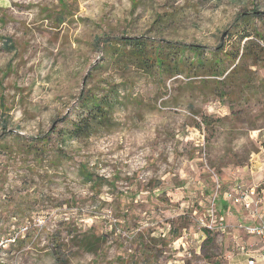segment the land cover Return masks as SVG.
I'll return each mask as SVG.
<instances>
[{"label": "rangeland", "instance_id": "374dc122", "mask_svg": "<svg viewBox=\"0 0 264 264\" xmlns=\"http://www.w3.org/2000/svg\"><path fill=\"white\" fill-rule=\"evenodd\" d=\"M246 12L264 0H0V264H244L241 246L259 245L225 196L240 184L263 207L264 89L221 98L119 58L115 41L209 51ZM83 95L114 105L74 136ZM85 235L101 236L94 250Z\"/></svg>", "mask_w": 264, "mask_h": 264}, {"label": "trees", "instance_id": "16d2710c", "mask_svg": "<svg viewBox=\"0 0 264 264\" xmlns=\"http://www.w3.org/2000/svg\"><path fill=\"white\" fill-rule=\"evenodd\" d=\"M263 16L264 12L239 13L233 26L235 33H230L228 40L209 51L194 43H160L147 38L125 36L115 41L120 45L117 55L150 73L159 70L171 77L184 72L199 76L206 85L211 86L212 83L213 90L221 98L229 95V92L237 93L246 88L259 92L264 89V84L256 82L254 75L257 67L264 69V28H256L254 19ZM112 42L110 38L105 40L107 44ZM80 104L83 114L70 130L74 136H89L109 123V112L114 105L109 97L83 95ZM228 108L232 110L231 105ZM210 119L211 116L203 115L201 122L207 125ZM204 230L209 234V230ZM100 237L85 235L81 247L88 251L94 250L101 241Z\"/></svg>", "mask_w": 264, "mask_h": 264}, {"label": "built area", "instance_id": "2783aa9c", "mask_svg": "<svg viewBox=\"0 0 264 264\" xmlns=\"http://www.w3.org/2000/svg\"><path fill=\"white\" fill-rule=\"evenodd\" d=\"M231 189L232 190L226 193V199L228 201L234 199L238 203L241 202L245 210L249 211L253 216H255V218H257L256 223L254 224L238 223L237 227L257 239V242L250 244L249 247L259 245V248L263 251L264 256V209L259 207L261 199L257 200L252 197L255 194V190L253 188L244 189L240 184H235ZM256 249L257 248L250 249L248 247L241 246V252L247 255L245 264H264V260L258 261L251 255L253 250Z\"/></svg>", "mask_w": 264, "mask_h": 264}, {"label": "crops", "instance_id": "0c3cea01", "mask_svg": "<svg viewBox=\"0 0 264 264\" xmlns=\"http://www.w3.org/2000/svg\"><path fill=\"white\" fill-rule=\"evenodd\" d=\"M255 164L252 165V167H262L264 168V159L263 161L261 160H254ZM259 172V171H258ZM258 181V180H257ZM264 192V188L262 189V195ZM262 199H263V207L261 209H264V196H262ZM245 215H243V219L242 221H240V223H244V224H254L256 223V220L257 218H255V216H253L249 211H246V213H244ZM238 225V224H237ZM253 236H251L252 238ZM254 239H256L254 237ZM256 242H257V239H256ZM251 255L253 257H255L258 261H263L264 260V256H263V251L261 250V248H257L256 250H253V253H251ZM244 264H245V261H244Z\"/></svg>", "mask_w": 264, "mask_h": 264}]
</instances>
